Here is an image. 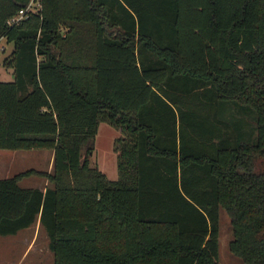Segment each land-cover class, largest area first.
I'll return each mask as SVG.
<instances>
[{"label":"trees","instance_id":"1","mask_svg":"<svg viewBox=\"0 0 264 264\" xmlns=\"http://www.w3.org/2000/svg\"><path fill=\"white\" fill-rule=\"evenodd\" d=\"M28 1L0 0V147L53 166L0 177V234L39 218L53 264H219L224 208L264 264V0H39L9 23ZM100 120L116 178L89 162Z\"/></svg>","mask_w":264,"mask_h":264},{"label":"rangeland","instance_id":"2","mask_svg":"<svg viewBox=\"0 0 264 264\" xmlns=\"http://www.w3.org/2000/svg\"><path fill=\"white\" fill-rule=\"evenodd\" d=\"M0 79L9 78V71L6 72L3 59L13 49V42L7 40L6 37H0ZM121 134V129L115 125L110 124L107 120H101L98 124L97 133L94 141V148L90 154V164H96L109 177L116 178L118 176L116 151L113 148L115 138ZM12 152V161L8 163V172L3 173L11 175L14 172L23 170L28 167L39 168L40 170H52V150L47 148H14L10 149ZM44 180L43 177L36 175H29L23 177L19 184L22 186L39 185ZM32 228L22 229L20 233L31 235ZM11 234H0V256L5 259L6 264H51L53 261L52 251L47 245L48 235L44 227L40 228L35 244L28 247L25 253L26 244L20 241L9 244ZM232 238V226L230 217L224 208H220L219 215V248H218V263L219 264H246L242 258L234 254L229 248V242ZM49 255H48V251ZM40 252V257H39Z\"/></svg>","mask_w":264,"mask_h":264},{"label":"crops","instance_id":"3","mask_svg":"<svg viewBox=\"0 0 264 264\" xmlns=\"http://www.w3.org/2000/svg\"><path fill=\"white\" fill-rule=\"evenodd\" d=\"M2 38V37H1ZM3 48H4V45H3ZM5 69H6V72L8 73V71H9V78H11L12 77V75H13V73H12V67H5ZM5 79H8V78H5ZM101 121V120H100ZM99 121V122H100ZM99 124V123H98ZM97 129H98V126H97ZM97 133V132H96ZM96 136V135H95ZM10 149H14V148H5V147H0V177H5V176H9V175H6L7 173H3V171L5 170H8V163H11V161H12V152H10ZM48 149V148H47ZM49 149H51V148H49ZM52 150V160H51V163H52V166H53V155H54V149H51ZM51 166V167H52ZM28 168H30V167H28ZM25 169H27V168H25ZM25 169H23V170H25ZM39 169V168H38ZM21 171V170H20ZM47 171H50L49 169L47 170ZM6 172H8V171H6ZM17 172H19V171H17ZM14 173H16V172H14ZM14 173H12V174H14ZM11 174V175H12ZM30 175H36V174H30ZM26 176H29V175H26ZM39 176H41V177H43L44 178V180L41 182V184H39V185H32V186H39V187H44L46 184H47V178L46 177H44L43 175H39ZM23 177H25V176H23ZM22 177V178H23ZM22 178H20V180L22 179ZM111 178V177H110ZM19 180V181H20ZM29 227H31L33 230H32V233H31V235H27V234H25V233H27V232H22V233H20V231L22 230V229H26V228H29ZM41 227H43L41 224H40V221H39V218H37L36 219V221L35 222H33L32 224H30V225H28V226H25V227H22V228H20V229H18L15 233H9V234H11V235H13V236H9L10 238H9V240H7L8 242H9V244L10 245H12L14 242H17V241H20L21 239H22V242L24 243V244H26V247H25V249H24V251L22 252V254H21V256L25 253V251L27 250V248L28 247H32L34 244H35V240H36V238H37V236H38V233H39V231H40V228ZM21 238V239H20ZM48 241H49V238H48V240H47V245H48ZM49 247V246H48ZM50 249V248H49ZM51 250V249H50ZM48 251V250H47ZM52 251V250H51ZM52 254H53V252H52ZM48 255H49V251H48ZM39 257H40V252H39ZM41 258V257H40ZM49 258H50V255H49ZM6 262L7 261H5V259H3L2 258V256H0V264H6ZM18 263V262H17ZM17 263H10V264H17ZM51 264H53V261H52V263Z\"/></svg>","mask_w":264,"mask_h":264},{"label":"built area","instance_id":"4","mask_svg":"<svg viewBox=\"0 0 264 264\" xmlns=\"http://www.w3.org/2000/svg\"><path fill=\"white\" fill-rule=\"evenodd\" d=\"M38 5H39V0H29L25 6L19 8L15 14L9 17L8 22L9 23L17 22L18 20H20L22 17L26 15L27 11L30 8H34L35 6H38ZM0 48L2 49L3 45H1Z\"/></svg>","mask_w":264,"mask_h":264},{"label":"water","instance_id":"5","mask_svg":"<svg viewBox=\"0 0 264 264\" xmlns=\"http://www.w3.org/2000/svg\"><path fill=\"white\" fill-rule=\"evenodd\" d=\"M12 76L14 77V74Z\"/></svg>","mask_w":264,"mask_h":264}]
</instances>
